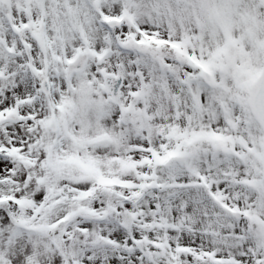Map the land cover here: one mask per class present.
<instances>
[{
  "label": "snow or ice",
  "instance_id": "6c2138e0",
  "mask_svg": "<svg viewBox=\"0 0 264 264\" xmlns=\"http://www.w3.org/2000/svg\"><path fill=\"white\" fill-rule=\"evenodd\" d=\"M0 264H264V0H0Z\"/></svg>",
  "mask_w": 264,
  "mask_h": 264
}]
</instances>
